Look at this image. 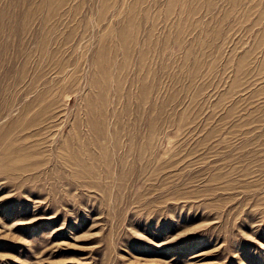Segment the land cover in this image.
<instances>
[{"label":"rangeland","instance_id":"374dc122","mask_svg":"<svg viewBox=\"0 0 264 264\" xmlns=\"http://www.w3.org/2000/svg\"><path fill=\"white\" fill-rule=\"evenodd\" d=\"M0 264H264V0H0Z\"/></svg>","mask_w":264,"mask_h":264}]
</instances>
